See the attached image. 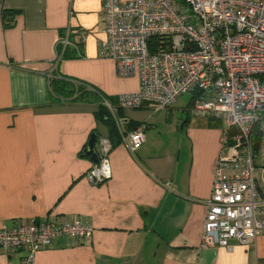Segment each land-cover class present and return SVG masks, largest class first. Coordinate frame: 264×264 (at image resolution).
I'll return each mask as SVG.
<instances>
[{
  "label": "crops",
  "instance_id": "crops-1",
  "mask_svg": "<svg viewBox=\"0 0 264 264\" xmlns=\"http://www.w3.org/2000/svg\"><path fill=\"white\" fill-rule=\"evenodd\" d=\"M103 7L104 0H0V231L75 218L93 227L88 240L57 239L35 264H264V231L249 246H201L222 124L191 116V96L180 108L182 96L167 110L119 109L112 178L88 181L94 162L84 152L92 134L109 138V128L97 120L94 101L53 96L52 80L60 74L86 82L108 98L140 89L138 73L121 77L112 59L99 56L107 38ZM63 35L85 40L77 57L58 61ZM162 111L168 119L181 112L167 120L175 139H163L151 123ZM133 123L146 136L135 152L124 141ZM256 182L264 200L260 167ZM24 255L0 247V264H24Z\"/></svg>",
  "mask_w": 264,
  "mask_h": 264
},
{
  "label": "built area",
  "instance_id": "built-area-1",
  "mask_svg": "<svg viewBox=\"0 0 264 264\" xmlns=\"http://www.w3.org/2000/svg\"><path fill=\"white\" fill-rule=\"evenodd\" d=\"M103 9L107 38L99 56L112 59L121 77L140 75V89L120 95L119 106L167 110L190 94L196 97L191 116L221 121L202 248L253 244L264 231L256 182L257 169L264 170V0H104ZM59 44L77 48L68 36ZM124 141L137 151L146 142L145 126L128 131ZM112 149L109 138H98L91 184L112 178ZM93 231L78 218L32 220L1 230L0 247L22 250L24 264H35L37 253L57 239L88 240Z\"/></svg>",
  "mask_w": 264,
  "mask_h": 264
},
{
  "label": "trees",
  "instance_id": "trees-1",
  "mask_svg": "<svg viewBox=\"0 0 264 264\" xmlns=\"http://www.w3.org/2000/svg\"><path fill=\"white\" fill-rule=\"evenodd\" d=\"M66 36H62L65 38ZM70 40V36H69ZM82 39L79 43H74L77 48L82 45ZM73 49L68 46L60 47L59 54L62 58H75L78 55L76 54L77 48L72 46ZM79 53V52H78ZM80 55V54H79ZM52 92L53 96L60 100L64 101H74V102H93L96 103L97 110L95 111V116L97 120L105 123L109 128V139L114 147L115 141H121L122 137L119 134L118 124H117V117L116 113L119 109L122 110V107L119 106L118 97L117 98H108L102 94L98 89L94 88L90 84L82 81H78L73 78H69L66 76H62L60 74H55L54 79L52 80ZM196 97H191L189 106L190 108L195 101ZM108 104L112 107V110L109 108ZM149 106V105H148ZM144 106L142 108H145ZM133 128L140 125L139 123H133ZM98 135V134H97ZM100 136L98 135V138Z\"/></svg>",
  "mask_w": 264,
  "mask_h": 264
},
{
  "label": "rangeland",
  "instance_id": "rangeland-1",
  "mask_svg": "<svg viewBox=\"0 0 264 264\" xmlns=\"http://www.w3.org/2000/svg\"><path fill=\"white\" fill-rule=\"evenodd\" d=\"M190 99V94L184 95L182 96L177 102H176V107H182V106H186L188 101ZM153 111H148V112H144V113H149L151 114ZM166 111H162L160 112L159 115H157L156 117H154V120H152V124L158 125V130L163 131V139H175V135L173 134V129H171V126L173 128L174 125H170L172 123H167V120H173V122L175 121V119H178L179 115H181V112H174V117H171V119L167 118L166 115ZM179 114V115H178ZM152 119V118H151Z\"/></svg>",
  "mask_w": 264,
  "mask_h": 264
},
{
  "label": "water",
  "instance_id": "water-1",
  "mask_svg": "<svg viewBox=\"0 0 264 264\" xmlns=\"http://www.w3.org/2000/svg\"><path fill=\"white\" fill-rule=\"evenodd\" d=\"M98 140V135L97 134H92L90 141L88 143L87 149L85 150V155L86 156H90L91 160L96 163L98 158H97V154L95 152V146Z\"/></svg>",
  "mask_w": 264,
  "mask_h": 264
}]
</instances>
